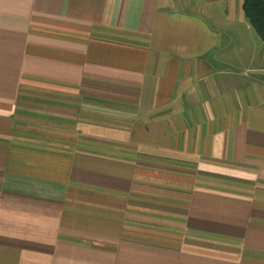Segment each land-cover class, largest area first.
Returning a JSON list of instances; mask_svg holds the SVG:
<instances>
[{"label":"crops","instance_id":"1","mask_svg":"<svg viewBox=\"0 0 264 264\" xmlns=\"http://www.w3.org/2000/svg\"><path fill=\"white\" fill-rule=\"evenodd\" d=\"M244 2L0 0V264H264Z\"/></svg>","mask_w":264,"mask_h":264},{"label":"trees","instance_id":"2","mask_svg":"<svg viewBox=\"0 0 264 264\" xmlns=\"http://www.w3.org/2000/svg\"><path fill=\"white\" fill-rule=\"evenodd\" d=\"M243 8L250 23L264 40V0H245Z\"/></svg>","mask_w":264,"mask_h":264}]
</instances>
